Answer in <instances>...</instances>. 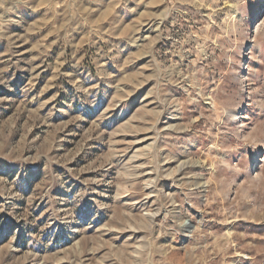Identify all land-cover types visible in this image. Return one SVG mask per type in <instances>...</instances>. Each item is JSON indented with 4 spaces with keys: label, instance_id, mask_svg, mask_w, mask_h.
I'll return each instance as SVG.
<instances>
[{
    "label": "rangeland",
    "instance_id": "rangeland-1",
    "mask_svg": "<svg viewBox=\"0 0 264 264\" xmlns=\"http://www.w3.org/2000/svg\"><path fill=\"white\" fill-rule=\"evenodd\" d=\"M0 264H264V0H0Z\"/></svg>",
    "mask_w": 264,
    "mask_h": 264
}]
</instances>
